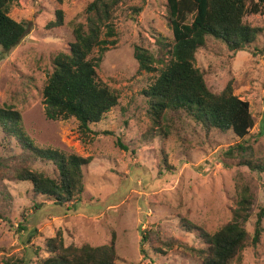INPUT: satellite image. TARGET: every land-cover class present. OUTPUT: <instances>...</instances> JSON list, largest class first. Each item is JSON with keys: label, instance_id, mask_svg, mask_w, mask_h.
Wrapping results in <instances>:
<instances>
[{"label": "rangeland", "instance_id": "1", "mask_svg": "<svg viewBox=\"0 0 264 264\" xmlns=\"http://www.w3.org/2000/svg\"><path fill=\"white\" fill-rule=\"evenodd\" d=\"M91 1L17 0L10 5L11 16L24 22L26 31L9 51L0 48V107L15 99L23 128L37 146L91 157V162L84 170L85 191L80 201L64 208L33 199L27 182L3 183L11 201L0 203V246L4 248L0 264L33 260L34 252L42 255L44 240L57 231L62 232L65 246L108 245L114 237L117 264H193L176 247L165 257L148 251L144 260L141 232L156 225L162 240L174 238L197 246L194 237L179 227V217L216 232L231 219L238 179L254 194L256 213V206L264 205V173L251 172L236 160H224L223 153L239 142L230 131L207 133L184 114L173 122L163 121L162 126L169 128L167 136L159 134L157 127L148 133L152 124L142 91L150 74L137 73L133 51L137 46L155 52L157 35L171 39L165 0H124L115 11V45L103 53L96 72L102 82L118 91V105L99 124L89 127V139L81 141L73 118L48 120L41 101L46 74L55 55L72 41L70 23L80 20ZM139 6L142 12L134 15L131 8ZM56 10L63 11L64 25L48 29ZM243 22L262 26L264 7L259 14H247ZM99 54L94 51L95 57ZM195 67L213 93H220L231 81L233 94L248 102L254 127L246 140L263 157L264 34L237 53L207 39L195 55ZM3 152L0 148V159ZM165 157L170 169L163 166ZM33 167L48 174L53 169L39 163ZM36 204L43 205L35 210ZM254 222L252 216L246 224L250 233ZM32 230L35 233L28 240ZM232 264H264V232L259 244L243 251Z\"/></svg>", "mask_w": 264, "mask_h": 264}, {"label": "trees", "instance_id": "2", "mask_svg": "<svg viewBox=\"0 0 264 264\" xmlns=\"http://www.w3.org/2000/svg\"><path fill=\"white\" fill-rule=\"evenodd\" d=\"M17 0H0V48L6 52L24 36L25 23L10 14V5ZM58 4L62 0H55ZM171 39L154 37L155 52L135 46L133 58L137 73L145 72L149 83L142 91L147 103V116L151 121L150 132L167 136L168 126L179 114L186 115L202 130L209 133L230 131L239 142L224 153V160L237 161L254 173H264V156L258 157L246 137L254 127L249 104L233 94L229 81L220 93H213L206 85L203 73L195 67V55L206 46L207 39L225 45L231 53L253 46L264 34V24L259 27L243 22L247 14H259L264 0H165ZM124 0H92L85 7L80 20L72 21V41L64 51L58 52L51 62V70L41 90L44 114L48 120L75 119L82 142L89 139L90 126L99 124L118 105L119 93L102 82L96 69L103 53L115 45L114 13ZM142 6L133 7L134 15ZM192 20L189 21V17ZM64 25V14L56 10L48 29ZM99 56H94V51ZM11 99L0 107V203H10L11 196L5 182H27L31 185L32 198H42L53 206L64 208L80 201L85 191L84 170L91 157L68 154L59 149L41 148L27 136L21 113ZM264 131V127H263ZM154 133V132H153ZM126 149L120 141H116ZM16 151H15V150ZM9 155V151H12ZM51 165V174L34 168L36 164ZM163 166L167 165L166 157ZM237 200L229 222L210 233L185 217H179V227L191 234L197 246L178 239L162 240L158 227L141 232L140 253L144 260L148 251L165 257L173 248L182 251L193 264H232L241 253L256 247L264 232V205L256 206L255 198L247 185L238 179L235 185ZM45 204V203H44ZM43 204H36L38 210ZM255 217L253 232L246 229ZM1 219V217H0ZM9 221V220H8ZM18 229L25 230L23 227ZM35 230L31 231V236ZM29 242V241H27ZM147 246V249H144ZM4 248L0 246V254ZM43 254L34 252L35 258L20 264H117L114 237L108 245H64L61 231L43 242ZM6 260L4 264H9Z\"/></svg>", "mask_w": 264, "mask_h": 264}]
</instances>
